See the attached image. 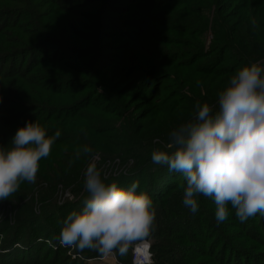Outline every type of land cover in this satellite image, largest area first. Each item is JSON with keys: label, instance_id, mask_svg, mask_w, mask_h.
<instances>
[{"label": "trees", "instance_id": "trees-1", "mask_svg": "<svg viewBox=\"0 0 264 264\" xmlns=\"http://www.w3.org/2000/svg\"><path fill=\"white\" fill-rule=\"evenodd\" d=\"M256 60L264 61V0H0V146L29 121L61 132L36 182L0 201L17 211L14 225L0 223V264L102 259L75 249L73 259L56 239L88 196L54 200L60 185L81 186L89 158L76 151L84 145L133 163L127 176L104 180L125 188L138 181L137 192L156 205L151 264H264V215L242 223L230 208L217 224L216 205L203 196L193 214L182 173L151 159L155 149L170 151L169 133L198 102L215 112L230 77ZM41 184L48 187L36 214L27 199ZM116 260L133 264V252Z\"/></svg>", "mask_w": 264, "mask_h": 264}, {"label": "clouds", "instance_id": "clouds-1", "mask_svg": "<svg viewBox=\"0 0 264 264\" xmlns=\"http://www.w3.org/2000/svg\"><path fill=\"white\" fill-rule=\"evenodd\" d=\"M60 136L59 130L49 135L38 121H29L17 129L10 146H0V201L9 200L22 183L36 182L40 161ZM165 147L170 151L153 150L152 162L182 173L183 205L193 214L203 196L215 203L217 224L229 218L230 208L242 223L264 215V61L246 63L230 77L218 93L215 112L198 102L192 117L169 133ZM81 155L89 158L83 174L88 196L82 209L63 220L59 245L113 260L150 248L157 216L152 198L137 192L138 181L127 188L105 183L90 146L78 148L76 159Z\"/></svg>", "mask_w": 264, "mask_h": 264}, {"label": "rangeland", "instance_id": "rangeland-1", "mask_svg": "<svg viewBox=\"0 0 264 264\" xmlns=\"http://www.w3.org/2000/svg\"><path fill=\"white\" fill-rule=\"evenodd\" d=\"M211 39H212V35L209 33L207 35L206 39L204 40L206 43V45H205L206 50L211 43ZM185 94L190 95L187 88H185ZM115 155L116 154L105 155L103 152L96 153L97 162H98L97 166L102 169L103 178H105L106 176H110L109 177L110 179H117L119 177L127 176L130 173V171L133 167V163L127 162L121 156H115ZM105 156L107 159L104 158ZM86 167H87V165L85 166V168L83 170V174H84ZM152 172H155V170H152ZM164 172L168 174L169 172H172V171H169V169L167 168V169H165ZM109 178H105V179H109ZM83 179H84V176H82V178H81V181H82L81 186L73 185L71 187H64L63 185H60L58 187V189L56 190V193L54 194L55 202L58 204L60 197L62 196V198H63L64 195L66 194V192H68L70 197L73 196L72 197L73 200L71 202L78 201V199L86 192L84 190ZM148 180H149V178L147 177L146 179H144V182L146 183ZM47 187H48L47 184L39 185V187L35 188L32 191V193L30 194V197L27 199V201L28 200L34 201V204H35L34 210H35L36 214H40V212H41L40 204L37 201L39 200V197L42 195V192L43 191H44V193L46 192L45 190L47 189ZM16 220H17V211L13 208V205L7 204L5 202H1L0 203V223L5 222V223H9V224L14 225ZM249 228H251V225L249 226ZM0 239L2 240L1 235H0ZM89 264H119V263L117 262L116 259L113 260V259L109 258V259H104V260H101V259L95 260L94 262H91Z\"/></svg>", "mask_w": 264, "mask_h": 264}, {"label": "built area", "instance_id": "built-area-1", "mask_svg": "<svg viewBox=\"0 0 264 264\" xmlns=\"http://www.w3.org/2000/svg\"><path fill=\"white\" fill-rule=\"evenodd\" d=\"M109 177L110 176H106L105 178H109ZM72 197L73 196L70 197V195L68 194V192H66V194L64 195L63 198H62V196L60 197L59 202H58V205L59 206H63L67 202H71L73 200ZM47 244L52 245L51 242H47ZM64 248H67V247H64ZM67 249H68V255L69 256H72L73 259L80 258V256L74 254V249H72V248H67ZM101 260H104V258H102ZM149 260L152 263V255L150 253V248L146 249V252L145 253L144 252H141V251L138 252V253H133V264H149ZM87 262L88 263H91L93 261H87Z\"/></svg>", "mask_w": 264, "mask_h": 264}, {"label": "bare ground", "instance_id": "bare-ground-1", "mask_svg": "<svg viewBox=\"0 0 264 264\" xmlns=\"http://www.w3.org/2000/svg\"><path fill=\"white\" fill-rule=\"evenodd\" d=\"M141 252H144L145 253L146 252V249H141Z\"/></svg>", "mask_w": 264, "mask_h": 264}, {"label": "snow or ice", "instance_id": "snow-or-ice-1", "mask_svg": "<svg viewBox=\"0 0 264 264\" xmlns=\"http://www.w3.org/2000/svg\"><path fill=\"white\" fill-rule=\"evenodd\" d=\"M141 250H139V252H140Z\"/></svg>", "mask_w": 264, "mask_h": 264}, {"label": "crops", "instance_id": "crops-1", "mask_svg": "<svg viewBox=\"0 0 264 264\" xmlns=\"http://www.w3.org/2000/svg\"><path fill=\"white\" fill-rule=\"evenodd\" d=\"M94 262V261H93Z\"/></svg>", "mask_w": 264, "mask_h": 264}]
</instances>
